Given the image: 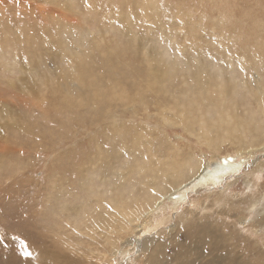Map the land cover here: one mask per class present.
<instances>
[{"label":"rangeland","instance_id":"rangeland-1","mask_svg":"<svg viewBox=\"0 0 264 264\" xmlns=\"http://www.w3.org/2000/svg\"><path fill=\"white\" fill-rule=\"evenodd\" d=\"M258 86L264 0H0V264H62L65 253L84 259L76 242L91 240L78 239L77 225L85 230L86 218L112 207L105 188L97 205L84 200L117 169L129 166L138 178V168L176 150L212 163L249 157L227 129L239 113L264 131L252 97ZM204 125L214 130L210 144L198 137ZM259 157L264 149L204 207L223 192H264ZM127 183L115 193L127 194ZM205 194L190 190L167 227ZM166 201L164 210L173 203ZM260 231L243 230L263 241ZM170 240L159 241L167 251ZM132 257L134 250L116 263Z\"/></svg>","mask_w":264,"mask_h":264},{"label":"bare ground","instance_id":"bare-ground-1","mask_svg":"<svg viewBox=\"0 0 264 264\" xmlns=\"http://www.w3.org/2000/svg\"><path fill=\"white\" fill-rule=\"evenodd\" d=\"M10 2L12 3L13 0ZM252 93L259 109L258 114H263L264 89L258 86L257 91ZM224 105L225 103L220 105V108H224ZM226 110L229 109L225 108L224 111ZM222 121L225 122L224 119ZM260 126H255L254 118H246L242 121L239 113L235 117V122L230 121L227 138L237 144L238 152L250 154L249 157L238 162L216 161L212 163L209 161L210 159H205L206 157H200L194 153L186 155V158L183 152L176 150V154L173 156L167 153L164 157L157 158V162L151 165V168L149 166H143V169L142 167L138 168V178H134L132 174L129 176V173L133 172L132 169L127 171L129 166L117 169L114 176L118 182L113 183L115 179L104 181L105 183L103 182L100 188L95 189L92 200L89 198L84 200L86 203L95 202L97 205V202H101L99 200L101 196H98V193L105 188L110 193L107 200L112 206H106V211L98 212L97 210V214L93 218H86L89 222L88 226H85V230L79 227L81 222L77 225L78 235L75 234L78 239L87 237L91 240L90 242L88 240L89 243L86 245L79 241L76 242L78 246L74 245L78 249L76 252L84 255L85 258L83 259L81 256L80 261L74 257L75 255L68 256L65 253L62 264H77L75 262L119 264L122 263L124 256L132 250L137 253V257L131 258L132 264H264V236L262 241L243 232L251 226L255 228L257 234H260V230L264 231V192L248 194L240 199H238L239 194H230L231 199H228L223 192L210 202V207H204V201L211 200L212 194L210 193L222 181L245 166L257 150L263 151L264 131L259 132L261 131ZM212 132H214L212 125H204L200 129L198 137H205V142L208 140L209 143V139L212 138L208 134H213ZM148 153L150 152L148 151ZM148 161L150 162V160ZM254 165L256 169L264 168V159L259 157L254 160ZM145 170L149 171L146 175L143 173ZM126 179H128L127 185H130L131 189L126 187L127 194L125 195L119 190L115 193V186H119ZM193 189L206 191V198H200V201L194 202L196 207L187 210L180 220L167 227L168 222L174 218L171 214L173 210L177 211L183 205V202L188 198L189 191ZM166 199H170L173 203L164 210L163 205L167 203ZM201 199L203 200L201 201ZM237 203L240 205L234 207ZM242 203H246L245 208H242ZM249 213L253 216H250ZM79 217L81 216L79 215ZM83 225L81 224V226ZM59 229L57 233L60 237ZM142 234L147 237L141 238ZM126 235L131 236L124 240ZM166 237L171 239L168 242L169 251L165 249L166 241L159 242L160 239ZM100 240L104 242L100 244ZM92 241L94 242L92 243ZM65 242L62 240L63 244H66ZM68 244L70 243L68 242ZM131 255L132 252L129 256ZM116 260H119V263H116Z\"/></svg>","mask_w":264,"mask_h":264}]
</instances>
